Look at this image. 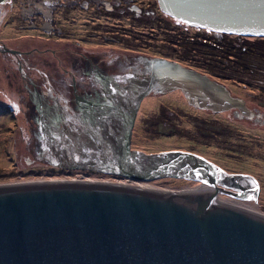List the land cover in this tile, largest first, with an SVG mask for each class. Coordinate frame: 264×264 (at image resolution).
Returning <instances> with one entry per match:
<instances>
[{"label":"water","instance_id":"95a60500","mask_svg":"<svg viewBox=\"0 0 264 264\" xmlns=\"http://www.w3.org/2000/svg\"><path fill=\"white\" fill-rule=\"evenodd\" d=\"M156 1L162 13L189 27L264 38V0ZM176 90L201 109L246 113L243 100L222 84L161 57L146 60L121 83L110 81L101 103L76 95L80 114H61L68 120L48 126L42 110L50 92L28 91L39 115L36 154L47 164L139 184L189 180L211 192L177 196L68 180L0 184V264H264V214L215 200L224 194L256 206L253 177L228 173L190 151L131 148L143 100Z\"/></svg>","mask_w":264,"mask_h":264},{"label":"rangeland","instance_id":"374dc122","mask_svg":"<svg viewBox=\"0 0 264 264\" xmlns=\"http://www.w3.org/2000/svg\"><path fill=\"white\" fill-rule=\"evenodd\" d=\"M139 1L141 0H137ZM142 1L144 4L151 3L152 0ZM159 18L158 30L155 29L158 35L157 44L154 45L146 36L144 23L142 27L138 26L139 29H133L130 26L125 28V30L133 31L137 40L131 41L123 37L124 40L118 41L115 47L124 50H130L133 47L136 52L149 54H168L167 56L172 60L182 65L202 68V71H208L213 76L223 78L221 82L231 94H240L248 101L256 105L260 104V110L264 111V96L263 98L257 96V85L254 88L249 85L243 87V83L237 79L245 75L250 78L249 83L255 84L253 79L260 78L263 81L258 85L264 88L263 64H252L250 57H242V52L231 54L229 58L228 54L232 50H221L220 41L225 37L219 33L198 27H185L175 20H166L162 15ZM143 30L142 35L139 32ZM21 35L15 32L12 36L2 35L1 39L16 49L28 51V56L37 57L32 48L16 44L15 38ZM172 35L174 36L171 41L170 36ZM27 38V34L22 36V39ZM239 43L241 42H236V44ZM103 50L96 49L97 52ZM6 68L13 69L14 65L7 56L0 54V176L2 177L0 184L30 182L34 181L33 178L47 176H49L48 179H52V176L68 179L81 175L93 179L115 180L120 178L116 175L85 170L73 169L71 172L70 169L56 168L36 159L34 144L37 141L36 135L39 133L38 114L28 93L14 88L10 76L5 71ZM236 68L251 70L238 71ZM250 73H255V75H248ZM16 79L19 80V77L17 76ZM249 104L252 105L250 102ZM246 105L249 106L247 103ZM141 106L139 115H141L140 119L144 128L136 126V134L133 138L134 140L136 137L135 145L145 151L158 152L176 149L194 152L228 173H242L253 177L259 187L258 203L254 207L264 214V123L255 125L246 120L233 121L229 111L232 108L218 115L199 109L196 105L189 103L180 90L150 95L143 100ZM243 107L245 108L244 105ZM25 158L36 161L28 164L24 161ZM148 183L159 188L198 185L194 181L176 178H163ZM228 197L223 194L219 198ZM248 203L251 206L255 205L253 201Z\"/></svg>","mask_w":264,"mask_h":264},{"label":"flooded vegetation","instance_id":"af4514ba","mask_svg":"<svg viewBox=\"0 0 264 264\" xmlns=\"http://www.w3.org/2000/svg\"><path fill=\"white\" fill-rule=\"evenodd\" d=\"M160 14L166 20H175L180 25L189 27L162 13L156 0L144 4L142 0L139 2L137 0H6L0 3V54L7 56L14 68H6L5 71L10 76L14 88L19 91L53 93L55 100L48 94V100L44 103L47 106L42 110V118L47 126L51 120L59 118L61 114L78 116L80 106L77 100L85 99L92 103H101L103 101L102 92L110 81L123 82L131 71L142 69L145 61L151 58L171 59L167 56L168 54H149L136 52L133 47L130 50L115 47L118 41L124 40L123 37L131 41L137 40L133 31L125 30V28L130 26L133 29H139L138 26L142 27L144 23L146 36L154 45L157 44L156 30L159 27ZM149 21L151 22L147 23ZM144 30L139 33L143 35ZM15 32L22 34L15 38L16 44L32 48L37 57L28 56V51L16 49L1 39L2 35L12 36ZM26 34L28 38L22 39V36ZM219 34L225 37L220 41L221 50H232L228 54L229 58L231 54L242 52V57H250L252 64L264 65V39ZM173 36H170L171 41ZM171 41H169L170 44ZM238 41L241 43L236 44ZM125 47L128 48V46ZM96 49L104 50L97 52ZM192 69L222 84L231 97L243 100L246 113L237 108L229 110L233 121L246 120L255 125L264 123V111L260 110V104L256 105L240 94H231L221 82L223 78L213 76L208 71H202L201 68ZM236 69L238 71L251 70ZM248 75L254 76L255 73ZM17 76L19 80L16 79ZM237 79L243 83V87L249 85L254 88L257 85V96L263 98L264 88L258 85L263 81L262 79H253L255 84L249 83L250 78L245 75ZM76 95L79 99H76ZM191 104L197 106L195 101ZM141 109L142 106H140L132 131L131 148L146 152L135 145L136 137L133 140L136 126L144 128L140 119L141 115H139ZM203 110L216 115L222 113L221 111L214 112L210 108H203ZM62 126L63 124H58L59 128ZM38 130L34 154L36 159L43 161L36 154V149L41 144L39 126ZM33 161L36 160L31 161L25 158L28 164Z\"/></svg>","mask_w":264,"mask_h":264},{"label":"bare ground","instance_id":"6f19581e","mask_svg":"<svg viewBox=\"0 0 264 264\" xmlns=\"http://www.w3.org/2000/svg\"><path fill=\"white\" fill-rule=\"evenodd\" d=\"M52 93H50L51 96ZM35 111L38 112L35 108ZM59 119V118H57ZM60 119H65L68 120V118H66L65 116H63ZM86 171V170H85ZM87 172H92V171H87ZM42 178H47L46 181H62V180H68V181H72V183H79V184H84V185H99V184H114V185H119V186H127V187H132L135 189H139V190H145V191H152V192H160V193H169V194H173V195H177V196H182L185 195L189 192L192 191H199L201 193L204 192H211L210 188H205L204 186H199V184H195L193 186H184V187H179V188H159V187H155L153 184L148 183H133L130 181H126L124 179H93L91 177H86L84 175L78 176V177H71L68 179H62L61 176H52V179H48L49 176L47 177H36L33 178L34 181H30V182H37V181H42L44 179ZM29 179V178H28ZM31 179V178H30ZM29 179V180H30ZM215 200L217 201L218 205H227V206H231V207H237L240 209H244V210H251L254 212H258L256 210V207L251 206L248 202H241V201H237V200H233V199H229L228 198H215Z\"/></svg>","mask_w":264,"mask_h":264},{"label":"trees","instance_id":"16d2710c","mask_svg":"<svg viewBox=\"0 0 264 264\" xmlns=\"http://www.w3.org/2000/svg\"><path fill=\"white\" fill-rule=\"evenodd\" d=\"M202 69V68H201ZM146 152H156V151H146ZM25 161V160H24ZM35 162V161H34ZM0 178H2L1 176H0ZM181 180H183V179H181Z\"/></svg>","mask_w":264,"mask_h":264}]
</instances>
